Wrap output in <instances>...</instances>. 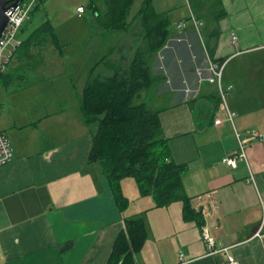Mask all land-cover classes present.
I'll use <instances>...</instances> for the list:
<instances>
[{
	"label": "crops",
	"instance_id": "1",
	"mask_svg": "<svg viewBox=\"0 0 264 264\" xmlns=\"http://www.w3.org/2000/svg\"><path fill=\"white\" fill-rule=\"evenodd\" d=\"M87 2L106 12L96 0ZM154 7L170 20L169 40L151 67L163 80L137 100L160 113L173 160L187 164L183 184L202 227L184 219L181 203L154 208L153 197H142L129 178L121 183L129 203L120 209L101 165L88 163L93 129L80 111L83 90L94 78L128 70L144 34L141 18L133 17L128 32H109L93 12L92 30L77 37L73 64L66 45L48 41L33 48L29 61L14 60V79L0 81V133L14 153L0 167V264H107L125 219L140 213L148 238L136 264H225L228 255L264 264V141L240 136L242 157L236 126L215 125L221 97L209 82L210 60L228 61L223 85L228 68L242 86L255 90L264 82V0H155ZM193 18L202 23L199 31ZM96 50L107 53L79 64L77 57ZM226 79L230 86L232 76ZM239 113L242 132L251 126L264 134L263 118ZM233 156L235 168L225 163ZM203 227L227 254L208 255Z\"/></svg>",
	"mask_w": 264,
	"mask_h": 264
},
{
	"label": "trees",
	"instance_id": "2",
	"mask_svg": "<svg viewBox=\"0 0 264 264\" xmlns=\"http://www.w3.org/2000/svg\"><path fill=\"white\" fill-rule=\"evenodd\" d=\"M13 1V0H11ZM105 13L89 5L96 15L97 25L109 32H128L134 18H141L142 45L139 46L128 70L115 71L108 78H94L87 82L80 101L84 124L93 129L92 146L88 153L89 164L101 165L109 189L120 209L125 210L128 199L122 191V181L133 178L142 197H153L154 208L183 205V217L202 227L203 219L193 207L183 184L188 171L186 163L173 160L169 139L163 135L160 113L137 98L144 90L152 88L163 79L152 74V62L169 40L170 20L166 13H158L155 0H143L136 15L132 8L136 0H104ZM45 0H39L30 12L17 35L20 41L14 50L0 81L12 78L10 66L14 60L32 59V50L47 43L62 49L57 32L47 20L30 36L19 39L28 20L39 10ZM104 61V59H103ZM6 77V78H5ZM220 99L218 100V105ZM143 213L127 217L125 227L115 239L107 264H136L137 255L148 238L147 223Z\"/></svg>",
	"mask_w": 264,
	"mask_h": 264
},
{
	"label": "rangeland",
	"instance_id": "3",
	"mask_svg": "<svg viewBox=\"0 0 264 264\" xmlns=\"http://www.w3.org/2000/svg\"><path fill=\"white\" fill-rule=\"evenodd\" d=\"M96 2H98L102 12L107 11V6L104 0H96ZM142 2L143 0L135 1L132 8L133 16L136 15L140 10ZM87 5V0H45V2L40 5V8L35 13V15L28 20L24 27V32L20 34L19 39L28 37L35 29L43 25L48 19L52 20L55 23L60 43L66 45V49H70L67 51V53H71V55H69V63L73 64L74 60L72 51L78 44L77 37L88 34L93 28V24H90L87 19L90 16H94V13L92 9H89L87 7ZM78 7L84 8L86 14L80 16L77 12ZM106 53L107 51L105 50H96L94 52L88 53L86 56L77 58L79 60V64H84L87 62V60L96 62ZM19 63H21V61H15V64ZM10 71H12V69ZM73 74H76V76L78 77L81 76L82 73L80 70H74ZM227 75L232 76L233 82L230 86H227L226 83ZM236 76L237 74L235 73V71L232 68H228L224 77V87H232V89L227 92L228 96L226 98V102L231 113L233 115L235 114L233 117V123L228 120L226 113H223L221 115V118L223 120V123L226 122L228 127H232L233 125H235L236 130L239 132L238 133L236 131V133L240 134L243 139H246V136L251 137V132L253 131H258L260 133V129L257 127L249 126L247 129V134L246 132H242L237 120H235V116H240L239 111L244 112L252 110L255 113L250 115L252 119L254 117H257V119L259 120H262V118L264 119V82H261L257 88L255 87L254 90L253 87H251V83L249 82H242L243 86L241 85V82H236L237 80H234V77ZM1 86L2 84L0 83V87ZM234 134L235 132L233 133L232 130L227 133L229 137H234ZM129 179L136 183L133 178ZM129 195L133 196L131 192H129Z\"/></svg>",
	"mask_w": 264,
	"mask_h": 264
},
{
	"label": "built area",
	"instance_id": "4",
	"mask_svg": "<svg viewBox=\"0 0 264 264\" xmlns=\"http://www.w3.org/2000/svg\"><path fill=\"white\" fill-rule=\"evenodd\" d=\"M38 1L39 0H25L18 7L11 6L8 12L6 13L8 18V25L0 39V76L2 73L5 72L6 65L9 63V58L12 55V52L11 53L8 52L9 49L13 47L14 50L18 45H20V41L17 40V35L19 33V30L23 25V23L25 22V20L29 18L31 10L37 4ZM78 12L84 13L85 10L84 8L79 7ZM193 22L195 27L199 31L200 27L202 26V23L195 18H193ZM199 38L201 41L200 34H199ZM233 40L234 41L237 40V37L235 35H233ZM227 63L228 61L216 62L210 60L209 82L218 87L219 94L221 97L220 109L217 112L218 119L215 121V125H220L223 122L221 118V115L223 113H226L228 120L231 123H233L234 115L229 110L226 102V98L228 96L227 92L230 91L232 87L225 88L223 85V76ZM237 139L239 141L240 153L242 154V157L245 158L244 155L245 145L244 142L240 139V135L238 133H237ZM249 140L255 142H258L259 140V142H263L264 134L262 135L258 131H253L251 132V137ZM13 157H14V153H13L11 140L6 134L0 133V167L6 166L7 164L11 163ZM225 163L228 166L235 168L236 167L235 156L227 158L225 160ZM202 237L206 242L208 255L213 256L223 252L227 254L228 249L218 247L215 239L210 236L206 227L205 228L203 227ZM181 257H183V255H181ZM225 264H240V263L232 255H228Z\"/></svg>",
	"mask_w": 264,
	"mask_h": 264
},
{
	"label": "water",
	"instance_id": "5",
	"mask_svg": "<svg viewBox=\"0 0 264 264\" xmlns=\"http://www.w3.org/2000/svg\"><path fill=\"white\" fill-rule=\"evenodd\" d=\"M25 0H0V39L2 37L3 32L5 31L8 25V18L6 13L8 12L11 6L18 7Z\"/></svg>",
	"mask_w": 264,
	"mask_h": 264
}]
</instances>
